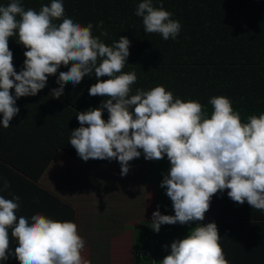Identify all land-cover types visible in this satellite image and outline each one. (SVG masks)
Instances as JSON below:
<instances>
[{"label":"clouds","instance_id":"1","mask_svg":"<svg viewBox=\"0 0 264 264\" xmlns=\"http://www.w3.org/2000/svg\"><path fill=\"white\" fill-rule=\"evenodd\" d=\"M135 15L142 18L145 33L160 34L165 41L175 40L182 28L173 13L154 0H141ZM96 28L100 33L94 36L92 23L82 26L65 16L62 0H51L39 11L25 10L21 0L0 6V125L9 128L19 113L17 99L37 95L62 65L70 67L59 71L53 98L61 97L69 82L75 87L94 73L96 83L88 93L105 99L99 107L77 113L80 126L71 131L69 144L85 162L118 161L121 176L141 153L148 161L166 156L170 168L159 186L166 189L174 215L154 211L151 228L158 233L161 225L199 223L184 238L173 240L169 254L158 264H229L216 223L202 222L212 197L226 189L232 201L241 205L246 201L264 212V112L242 122L226 96L209 99V114L199 101L174 97L163 85L136 88L133 93L137 75L122 71L131 41L120 36L106 45L101 39L108 36L103 22ZM13 36L27 49L19 72L8 46ZM9 188L4 180L0 192ZM19 209L18 196L0 195V261L14 256L19 264H90L82 256L85 240L74 222L41 213L17 217ZM9 230L17 242L12 250Z\"/></svg>","mask_w":264,"mask_h":264},{"label":"trees","instance_id":"2","mask_svg":"<svg viewBox=\"0 0 264 264\" xmlns=\"http://www.w3.org/2000/svg\"><path fill=\"white\" fill-rule=\"evenodd\" d=\"M10 0H0L7 6ZM141 0H62L65 16L82 26L93 24V35L103 22L108 36L101 37L106 45L125 36L131 41L130 55L122 71H135L137 82L132 86L149 90L163 85L174 97L199 101L209 114L208 101L214 96H226L235 111L246 122L249 115L264 112V0H154L156 6L173 13L181 31L175 40H163L160 34L144 32L142 18L135 15ZM25 10H40L51 0H21ZM59 23L60 21H54ZM17 72L23 69L27 50L13 36L8 41ZM62 65L48 77L46 87L35 96L16 101L19 113L5 129L0 125V185L10 183L2 195L20 198L17 217H31L35 209L58 207L59 199L48 193L38 182L53 155L62 151L83 161L69 144L71 131L78 128V112L99 107L105 97L90 96L88 89L96 83L94 76H85L73 87L65 85L61 97L53 98L51 90ZM108 77H101L105 80ZM14 94V90H10ZM108 113L103 111V119ZM86 126V125H85ZM91 160V159H89ZM88 160V161H89ZM98 160V159H95ZM108 161V160H100ZM217 193L208 210L221 236V246L229 264H264V212L245 201L238 204L227 195ZM11 193V195H10ZM39 205V206H38ZM10 235V250L16 246ZM142 251H138L137 255ZM153 262L154 258L145 255ZM2 264H19L10 257Z\"/></svg>","mask_w":264,"mask_h":264},{"label":"crops","instance_id":"3","mask_svg":"<svg viewBox=\"0 0 264 264\" xmlns=\"http://www.w3.org/2000/svg\"><path fill=\"white\" fill-rule=\"evenodd\" d=\"M75 162L85 164L81 167L85 169L87 180L82 184H75V180L83 179L81 175L76 177L77 172L71 168ZM129 166L127 175L121 176L120 164L116 160L91 159L85 162L62 150L53 155L38 182L59 199L56 202L59 206L50 208L46 204L41 208L38 205L35 210L53 220L74 222L85 240L82 256L90 264H135L139 261L153 264L148 258H138V251L150 252L157 264L166 256L163 253L167 244L164 240L143 238L142 244H134L129 238H124L129 236L128 233L134 234L133 228L139 225V220L151 224L154 211H161L162 205L171 206L170 202L163 201L168 197L160 188L151 196V169L147 161L140 156L130 161ZM56 168L60 171L59 176L53 174ZM71 179H74V184H71ZM69 187L78 190H70ZM209 220L207 211L202 223ZM192 223L195 227L199 222ZM135 245L137 249H134Z\"/></svg>","mask_w":264,"mask_h":264},{"label":"rangeland","instance_id":"4","mask_svg":"<svg viewBox=\"0 0 264 264\" xmlns=\"http://www.w3.org/2000/svg\"><path fill=\"white\" fill-rule=\"evenodd\" d=\"M141 158L144 159L143 153H141ZM145 160V159H144ZM147 161V163H149L150 169H151V174H150V189H151V196H153L156 191L160 188L161 192L166 195V189L165 188H161L159 185L163 179L164 175H167L168 170L170 168V162L167 160V157L165 156L164 159L161 160H152V161ZM76 164H71V168L74 169L77 173H76V177L80 176L83 177V179H77L75 180V184H82L84 182H86L87 179H85V169L81 166H85V164H79L77 162H75ZM103 166H106V164H103ZM54 176H59L60 175V171L58 168H56V170H54L53 172ZM74 179H71V184H74ZM70 190H78V188H73V187H69ZM167 196V195H166ZM168 197V196H167ZM165 202H170L171 206H163V209L160 211L161 214L163 215H174V211L172 208V202L170 200V198L168 197V199L163 200ZM162 202V201H161ZM166 207H170V208H166ZM166 208V209H164ZM194 227L193 223H190L188 225H180V224H175V225H161L160 227V231L154 232L151 228V224L142 222L141 220H139V225L135 228H133L134 234L132 233H128L129 236H125L124 238L127 239L129 238L130 240H132L134 242V244H142L143 243V238H151V239H157L164 242L166 241V249L164 250V254L167 255L169 254L170 251V244L173 242V240L176 239H182L184 238L188 232ZM130 232V230H129ZM128 241V240H127ZM138 246L135 245L134 249H137ZM146 251H142V253H145ZM135 264H145L143 261H139V262H135Z\"/></svg>","mask_w":264,"mask_h":264},{"label":"bare ground","instance_id":"5","mask_svg":"<svg viewBox=\"0 0 264 264\" xmlns=\"http://www.w3.org/2000/svg\"><path fill=\"white\" fill-rule=\"evenodd\" d=\"M145 255L149 256V257H153L150 252L146 251L145 253H139L137 256L138 258H143ZM155 261V260H154Z\"/></svg>","mask_w":264,"mask_h":264}]
</instances>
